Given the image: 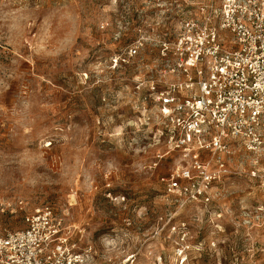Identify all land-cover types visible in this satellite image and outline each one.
<instances>
[{
	"label": "rangeland",
	"instance_id": "obj_1",
	"mask_svg": "<svg viewBox=\"0 0 264 264\" xmlns=\"http://www.w3.org/2000/svg\"><path fill=\"white\" fill-rule=\"evenodd\" d=\"M159 2L0 0L2 227L50 205L95 264H264V185L252 177L263 162L237 148L235 174L204 203L166 196L158 181L177 156L135 85L155 76L157 41L177 24L161 21ZM141 36L139 54L116 63Z\"/></svg>",
	"mask_w": 264,
	"mask_h": 264
},
{
	"label": "built area",
	"instance_id": "obj_2",
	"mask_svg": "<svg viewBox=\"0 0 264 264\" xmlns=\"http://www.w3.org/2000/svg\"><path fill=\"white\" fill-rule=\"evenodd\" d=\"M157 7L161 21L177 24L164 34L171 40L157 41L155 76L138 79L135 93L142 115L146 100L153 104L163 128L156 132L166 153L177 156L158 181L166 196L208 202L212 185L235 174L230 164L237 148L251 154L254 165L264 163V0H161ZM144 45L141 36L114 61L126 63ZM262 167L252 177L264 185ZM9 208L0 203V264H95L82 232L66 227L52 206L21 209L17 229L2 227ZM187 250L180 245L177 256Z\"/></svg>",
	"mask_w": 264,
	"mask_h": 264
}]
</instances>
